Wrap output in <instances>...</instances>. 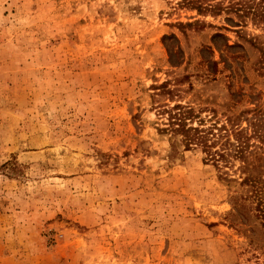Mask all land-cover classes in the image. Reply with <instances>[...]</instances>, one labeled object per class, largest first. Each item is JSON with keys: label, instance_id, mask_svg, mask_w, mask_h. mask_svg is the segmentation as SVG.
I'll return each instance as SVG.
<instances>
[{"label": "rangeland", "instance_id": "obj_1", "mask_svg": "<svg viewBox=\"0 0 264 264\" xmlns=\"http://www.w3.org/2000/svg\"><path fill=\"white\" fill-rule=\"evenodd\" d=\"M192 1L0 0V264H264L237 163L155 111L264 101V0Z\"/></svg>", "mask_w": 264, "mask_h": 264}, {"label": "trees", "instance_id": "obj_2", "mask_svg": "<svg viewBox=\"0 0 264 264\" xmlns=\"http://www.w3.org/2000/svg\"><path fill=\"white\" fill-rule=\"evenodd\" d=\"M197 8L207 10L213 7L199 5ZM235 10L239 11L238 8ZM250 14L254 18H264V7L261 10L252 8ZM251 44L259 53V70H264V44L255 40ZM158 89L157 95H167L165 100H172L174 89L165 84ZM155 111L159 132L178 137L184 149H200L224 175H228V170L237 163L233 172L238 174L241 194L234 199L236 222L245 226L250 216L264 234V101L257 99L253 107L240 111L230 106L221 112L214 107L160 101L156 103Z\"/></svg>", "mask_w": 264, "mask_h": 264}]
</instances>
